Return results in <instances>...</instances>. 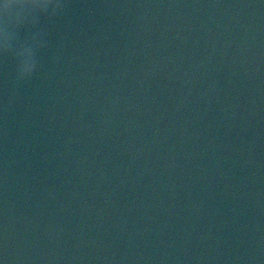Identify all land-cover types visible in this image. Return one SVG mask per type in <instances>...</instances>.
<instances>
[{
  "label": "water",
  "instance_id": "obj_1",
  "mask_svg": "<svg viewBox=\"0 0 264 264\" xmlns=\"http://www.w3.org/2000/svg\"><path fill=\"white\" fill-rule=\"evenodd\" d=\"M19 84L0 55V264H251L264 240V0H67Z\"/></svg>",
  "mask_w": 264,
  "mask_h": 264
},
{
  "label": "clouds",
  "instance_id": "obj_2",
  "mask_svg": "<svg viewBox=\"0 0 264 264\" xmlns=\"http://www.w3.org/2000/svg\"><path fill=\"white\" fill-rule=\"evenodd\" d=\"M67 0H0V55L15 64L17 84L30 79L39 68V52L47 45L41 18L55 20L65 12ZM251 264H264V240Z\"/></svg>",
  "mask_w": 264,
  "mask_h": 264
}]
</instances>
